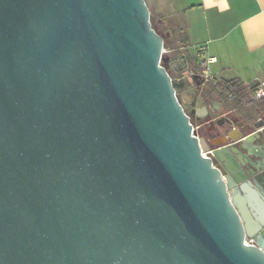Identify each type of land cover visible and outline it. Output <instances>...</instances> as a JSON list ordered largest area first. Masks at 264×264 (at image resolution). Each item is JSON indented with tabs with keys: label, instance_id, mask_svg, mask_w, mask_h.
Returning a JSON list of instances; mask_svg holds the SVG:
<instances>
[{
	"label": "water",
	"instance_id": "water-1",
	"mask_svg": "<svg viewBox=\"0 0 264 264\" xmlns=\"http://www.w3.org/2000/svg\"><path fill=\"white\" fill-rule=\"evenodd\" d=\"M163 52L145 0H0V264H264V126L208 152Z\"/></svg>",
	"mask_w": 264,
	"mask_h": 264
},
{
	"label": "crops",
	"instance_id": "crops-1",
	"mask_svg": "<svg viewBox=\"0 0 264 264\" xmlns=\"http://www.w3.org/2000/svg\"><path fill=\"white\" fill-rule=\"evenodd\" d=\"M164 3L170 22L159 17L161 26L183 36L177 47L201 63V75L255 86L264 81V0Z\"/></svg>",
	"mask_w": 264,
	"mask_h": 264
},
{
	"label": "flooded vegetation",
	"instance_id": "flooded-vegetation-1",
	"mask_svg": "<svg viewBox=\"0 0 264 264\" xmlns=\"http://www.w3.org/2000/svg\"><path fill=\"white\" fill-rule=\"evenodd\" d=\"M180 59L186 57L184 52L180 53ZM167 70L170 69L176 71L177 73L185 71V75H178L176 79L182 87L191 86V80L197 83L193 84V93L187 94L182 93L179 100L185 110L189 115L191 122L193 121L192 115L196 116L201 122L196 124L195 128H200L198 132L195 130L196 135L203 139L205 145L207 146L208 152L212 149L220 147L223 138H229V134L244 136L251 133L254 130L253 125L259 123L264 126V114L249 115L241 113L237 109H228L221 102L219 97L215 94H210L206 88V81L209 78H205L201 75V72H197L193 65H191L185 58L184 65L175 66L174 63L165 62ZM177 92V91H176ZM198 101L192 110H188L185 104ZM193 124V122H192ZM194 126V124H193ZM250 146L255 149L256 152L264 151V142L261 140H253ZM260 147V148H257ZM253 158V155H251ZM253 243L256 242L255 238H249Z\"/></svg>",
	"mask_w": 264,
	"mask_h": 264
},
{
	"label": "trees",
	"instance_id": "trees-1",
	"mask_svg": "<svg viewBox=\"0 0 264 264\" xmlns=\"http://www.w3.org/2000/svg\"><path fill=\"white\" fill-rule=\"evenodd\" d=\"M151 24L155 31L162 35L154 25L152 18ZM173 51L176 55L183 52L178 47ZM184 53L187 61L200 73L203 69L201 63L192 55ZM254 87L255 85L244 84L236 77L228 79L213 77L206 81L208 92L217 95L226 108L237 109L241 113L249 114L250 116L264 114V96L256 97Z\"/></svg>",
	"mask_w": 264,
	"mask_h": 264
},
{
	"label": "rangeland",
	"instance_id": "rangeland-1",
	"mask_svg": "<svg viewBox=\"0 0 264 264\" xmlns=\"http://www.w3.org/2000/svg\"><path fill=\"white\" fill-rule=\"evenodd\" d=\"M145 1L150 9V15L154 22V25L158 28V30L160 31V33L162 34L164 38V52H163L164 61L163 63L165 64V62H168V63L171 62V63H174L175 66L183 65V63H181L182 61L180 59L181 57L180 54L176 55L173 51L178 46L177 44L181 42V40L183 39V36L175 32L174 30H171L170 32L171 36H169L166 28L162 27L161 23L159 22V17L164 18L166 22H170L168 18L169 17L168 10H167L168 8L165 6V3H164L165 0H145ZM168 72L173 79L177 77L178 75H183V74L185 75V71L177 73L176 71L170 69ZM197 80L196 81L191 80L190 82L191 86L189 87H184V88L179 87L176 92L178 98H180L182 93L192 94L193 93L192 86L193 84L197 83ZM197 104H200V103H198V101H195V102L187 103L185 105L188 108V110L191 111L192 108L195 107ZM192 118H193L192 122L194 124V127L196 124H199V122H201L194 115H192ZM195 130L199 132L200 128L196 127Z\"/></svg>",
	"mask_w": 264,
	"mask_h": 264
},
{
	"label": "built area",
	"instance_id": "built-area-1",
	"mask_svg": "<svg viewBox=\"0 0 264 264\" xmlns=\"http://www.w3.org/2000/svg\"><path fill=\"white\" fill-rule=\"evenodd\" d=\"M208 76L209 75L207 74V72H205L204 77L208 78ZM254 94L256 95V97L264 96V81L254 87ZM246 241L247 243H253L249 238H247Z\"/></svg>",
	"mask_w": 264,
	"mask_h": 264
}]
</instances>
